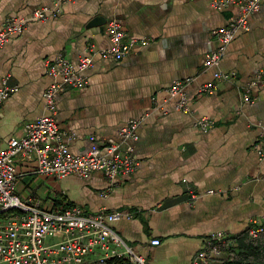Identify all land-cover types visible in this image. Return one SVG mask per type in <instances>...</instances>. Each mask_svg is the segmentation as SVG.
I'll return each instance as SVG.
<instances>
[{
    "label": "crops",
    "instance_id": "obj_1",
    "mask_svg": "<svg viewBox=\"0 0 264 264\" xmlns=\"http://www.w3.org/2000/svg\"><path fill=\"white\" fill-rule=\"evenodd\" d=\"M211 1L75 0L58 18L30 22L0 50V85L6 80L17 89L0 106L2 151L10 139L23 137L27 123L48 115L43 95L51 84L48 63L57 55L77 62L90 47L109 49L107 28L114 20L129 36L149 40L120 61L96 58L86 72V88L57 97L56 119L62 131L74 135L68 140L74 154L102 148L130 120L145 119L136 144L137 172L115 182L103 173L41 179L31 175L34 157H18L14 162L23 175L18 186L29 178L44 184L23 201L45 209L73 205L87 214L132 213L131 220L112 228L143 264H192L210 234L234 237L251 221L264 222V157L254 149L264 127V88L252 92V103L244 102L245 85L264 69V9L222 58L219 70L236 72L235 80L205 95L199 88L213 77V70L204 68L216 46L211 33L236 14L234 8L213 9ZM54 2L0 0V30L8 18L30 19L37 7ZM191 77L195 81L186 93L192 113L183 114L165 89ZM201 117L215 127L201 131L196 125ZM190 191L200 198L193 201ZM155 239L159 246L151 244Z\"/></svg>",
    "mask_w": 264,
    "mask_h": 264
},
{
    "label": "built area",
    "instance_id": "obj_2",
    "mask_svg": "<svg viewBox=\"0 0 264 264\" xmlns=\"http://www.w3.org/2000/svg\"><path fill=\"white\" fill-rule=\"evenodd\" d=\"M74 1L55 0L50 6L37 7L30 19L8 18L0 30V50L14 36L22 33L30 22L58 18L62 7ZM210 5L217 11L234 8L236 14L226 27L211 33L216 46L206 55L204 68L213 70V77L199 88V92L205 95H214L220 85L235 80L236 72L219 70L220 63L237 34L251 30V19L264 9V0H212ZM107 34L111 41L109 49L90 47L88 56L77 62L59 54L48 63L51 84L43 95L48 115L27 123L23 128V137L10 139L6 149L0 151V214H6V217L0 218V264H93L121 257L143 264L142 259L130 251L112 228L113 223L122 219L131 220L132 213L101 211L87 214L80 207L45 209L39 202L23 201L16 194L17 180L23 176L18 173L14 162L18 157H34L37 166L31 175L41 179L64 180L70 176L88 179L94 173H103L110 182H115L133 176L139 169L141 162L136 157V144L145 119L130 120L116 137L107 139L102 148L93 147L83 154L71 151L68 140H73L74 135L68 136L62 131L56 119L58 95L67 89H85L88 84L86 72L92 68L96 58L120 61L136 46H147L149 43L148 39L129 36L117 20L109 23ZM194 81L192 77L176 81L165 89L168 100H177V112L192 113L186 90ZM259 87L264 88V69L245 85L244 102L252 103L251 94ZM16 91V87L3 81L0 85V106ZM196 125L206 133L215 127V122L201 117ZM91 141L94 142L95 138L92 137ZM254 149L260 157H264V127H261L260 141ZM190 194L193 201L200 198L193 191ZM248 229L250 238H257L264 232V222L251 221ZM151 244L159 246L161 241L155 239ZM234 246L233 238L226 233H212L205 239L192 264H214Z\"/></svg>",
    "mask_w": 264,
    "mask_h": 264
},
{
    "label": "trees",
    "instance_id": "obj_3",
    "mask_svg": "<svg viewBox=\"0 0 264 264\" xmlns=\"http://www.w3.org/2000/svg\"><path fill=\"white\" fill-rule=\"evenodd\" d=\"M65 209L74 208L73 205H66ZM63 207V208H64ZM6 217V214H0V218ZM235 246L217 259L214 264H264V232L257 238H250L249 229L245 232L232 237ZM93 264H135L126 257L111 258L104 262Z\"/></svg>",
    "mask_w": 264,
    "mask_h": 264
},
{
    "label": "rangeland",
    "instance_id": "obj_4",
    "mask_svg": "<svg viewBox=\"0 0 264 264\" xmlns=\"http://www.w3.org/2000/svg\"><path fill=\"white\" fill-rule=\"evenodd\" d=\"M24 184L28 185L27 189L24 188ZM44 185L40 180L34 181L33 179L29 178L20 186L17 184L16 194L22 199L24 196L25 198L29 196V192H36L40 186ZM40 194V192H38Z\"/></svg>",
    "mask_w": 264,
    "mask_h": 264
}]
</instances>
